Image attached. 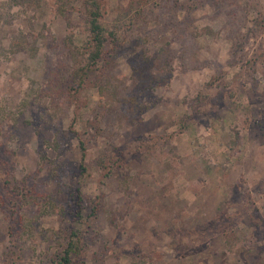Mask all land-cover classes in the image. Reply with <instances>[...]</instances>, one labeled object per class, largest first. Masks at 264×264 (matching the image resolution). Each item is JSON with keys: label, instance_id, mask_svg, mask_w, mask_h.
<instances>
[{"label": "rangeland", "instance_id": "rangeland-1", "mask_svg": "<svg viewBox=\"0 0 264 264\" xmlns=\"http://www.w3.org/2000/svg\"><path fill=\"white\" fill-rule=\"evenodd\" d=\"M100 3L79 70L83 0H0V264H264V0Z\"/></svg>", "mask_w": 264, "mask_h": 264}, {"label": "trees", "instance_id": "trees-1", "mask_svg": "<svg viewBox=\"0 0 264 264\" xmlns=\"http://www.w3.org/2000/svg\"><path fill=\"white\" fill-rule=\"evenodd\" d=\"M23 0H10L11 3H20ZM83 7L85 12V18L87 21V28L89 31V44L88 53L86 55V61L78 68H88L91 63L96 62L98 57L102 54L103 44L106 40L105 27L101 23L99 16L101 15V3L100 0H83ZM79 77L81 73H76ZM76 241L70 240L67 246L64 248L63 253L59 255L56 264H74L72 259V251L78 248Z\"/></svg>", "mask_w": 264, "mask_h": 264}]
</instances>
